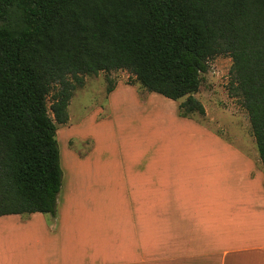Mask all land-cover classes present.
I'll return each mask as SVG.
<instances>
[{
	"label": "trees",
	"instance_id": "16d2710c",
	"mask_svg": "<svg viewBox=\"0 0 264 264\" xmlns=\"http://www.w3.org/2000/svg\"><path fill=\"white\" fill-rule=\"evenodd\" d=\"M218 56L264 176V0H0V217L55 216L56 125L84 77L126 71L186 118Z\"/></svg>",
	"mask_w": 264,
	"mask_h": 264
},
{
	"label": "crops",
	"instance_id": "0c3cea01",
	"mask_svg": "<svg viewBox=\"0 0 264 264\" xmlns=\"http://www.w3.org/2000/svg\"><path fill=\"white\" fill-rule=\"evenodd\" d=\"M208 138L218 152L228 149L215 135ZM163 143L159 150L167 149ZM157 157L158 170H145L141 158V166L136 161L125 171L113 203L122 208L119 226L111 218L77 216L79 211L64 207L81 202L61 205L59 198L55 216H1L0 264H264V176L259 159L255 163L235 150V181L226 183L230 169L224 173L221 162L212 164L204 174L213 172V178L221 179L214 185L222 183L221 188L202 192L187 184L194 175L190 164L183 162L180 169L178 163L179 172L170 173L162 168L166 157Z\"/></svg>",
	"mask_w": 264,
	"mask_h": 264
},
{
	"label": "rangeland",
	"instance_id": "374dc122",
	"mask_svg": "<svg viewBox=\"0 0 264 264\" xmlns=\"http://www.w3.org/2000/svg\"><path fill=\"white\" fill-rule=\"evenodd\" d=\"M230 66L231 59L227 56L209 61L208 70L200 75V86L193 95L203 106L204 114L194 113L186 118L178 113V105L184 99L171 101L149 93L126 71L84 77L83 86L74 90L69 101L67 122L56 125L62 171L58 198L61 205L82 204L64 209L77 210L80 212L77 216L86 219L93 215L99 219L111 218L113 225L119 226L122 208L114 207L113 203L118 201L120 184L127 177L125 171L136 161L141 166L143 158L145 170H158L157 155L166 157V167L162 168L170 173L179 172L178 163L183 165L180 169H184L183 162L190 164L187 167L194 175L187 184L192 189L202 192L212 186L220 189L222 183L214 184H219L221 179L213 178V172L204 174L212 164L219 166L220 162L224 173L230 169L226 183L234 182L235 150L242 151L255 163L258 154L247 114L239 101L228 94ZM109 86L114 88L108 93ZM210 134L227 146L228 149L223 148L226 152H218V145L213 146L208 138ZM162 142L166 150L158 149ZM158 150L164 153L160 155ZM86 225L83 222L88 229Z\"/></svg>",
	"mask_w": 264,
	"mask_h": 264
}]
</instances>
